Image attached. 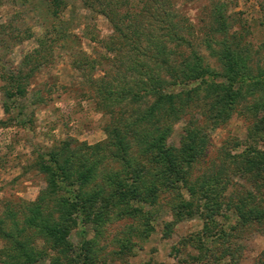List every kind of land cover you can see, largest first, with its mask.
Returning a JSON list of instances; mask_svg holds the SVG:
<instances>
[{"label": "rangeland", "instance_id": "rangeland-1", "mask_svg": "<svg viewBox=\"0 0 264 264\" xmlns=\"http://www.w3.org/2000/svg\"><path fill=\"white\" fill-rule=\"evenodd\" d=\"M171 1L175 20L186 23L177 27L178 32L193 35L196 45L205 35L206 24L200 19L213 4L225 3L226 13L236 19L237 29L242 27L246 41L252 36L257 47L263 45L259 59L264 67V0ZM91 5L94 10L82 0H0V264H70L73 254L56 250L55 238H48L43 230L49 224L67 222L61 196L47 198L49 178L57 170L53 161L72 160V155L77 158L85 146L108 147L119 119L121 125L122 118L130 120L132 111L145 114L153 103L150 97L144 102H152L143 105L128 103L129 96L122 97L120 92L128 87L127 81L130 84L129 73L125 67L119 74L112 61L126 41L102 14L101 1L92 0ZM127 10L135 15L143 10V4L130 0L120 8V14L125 16ZM216 39L221 40V35L216 34ZM205 43L201 51L218 69L217 58ZM109 73L115 81L110 89L114 95L105 87L104 92L99 89ZM123 74L128 78L122 79ZM11 75L24 77L23 95L10 97ZM136 91L139 89L134 87L131 92ZM188 119L189 115L184 116L174 125L168 140L171 145L180 147ZM254 123L255 119L241 109L221 123H205L203 129L209 137L192 178L220 164L222 149L233 152V143L246 140ZM259 146L264 148L262 140ZM75 165L78 168L79 163ZM118 166L113 162L114 170ZM100 182H91L87 190ZM39 200L43 201L41 216L29 222L37 214L32 204ZM159 201L160 205L152 208L156 212L153 234L148 232V220L142 214L133 215L129 208L125 213H111L110 220L102 224L97 220L98 226L95 219L86 225L81 215H74L67 243L78 251L86 241L94 242L96 261L92 264H264V228L252 225L238 229L232 256L223 243L213 242L200 252L192 240L204 228L200 216L181 220L169 205V194L161 195ZM13 229L15 237L5 238ZM165 229H169L167 236Z\"/></svg>", "mask_w": 264, "mask_h": 264}, {"label": "trees", "instance_id": "trees-1", "mask_svg": "<svg viewBox=\"0 0 264 264\" xmlns=\"http://www.w3.org/2000/svg\"><path fill=\"white\" fill-rule=\"evenodd\" d=\"M82 1L94 10L92 0ZM97 1L104 5L101 12L115 33L126 41L112 61L119 74L125 67V73H129L130 84L124 83L128 87L120 92L122 97L129 96L131 104L153 103L145 114L132 111L130 120L122 118L121 125L119 119L112 128L108 147L85 146L83 155L77 158L70 153L72 160L53 161L57 170L49 178L47 198L61 196L67 222L52 223L43 230L48 238H55L56 250L73 254L70 264H92L96 261L94 242L86 241L78 251L67 243L74 215H81L84 224L96 220L98 226L97 220L102 224L110 220L111 213H125L132 208L133 215L142 214L148 220V232L153 234L156 212L152 208L160 205L161 195L169 194V205L177 218L200 216L204 222L201 233L192 239L200 252L213 242L223 243L232 256L237 248L234 240L238 229L252 225L264 228V148L259 146V140L264 142V67L259 59L263 45L257 47L252 36L246 41L242 27L237 29L236 19L226 13L222 2L213 4L200 19L206 24L205 35L196 45L193 35L186 37L178 32L177 27L186 23L175 20L171 0H140L143 10L135 15L127 10L125 16L120 14V8L130 0ZM186 28L191 29L190 25ZM216 34L222 39H216ZM204 42L217 58L218 69L206 61L201 51ZM126 74L122 79L128 78ZM9 79L10 97L23 95L24 77L11 75ZM100 83V92L105 87L109 95H114L110 89L115 81L110 73ZM134 87L139 91L131 92ZM147 97L151 100L144 102ZM237 109L255 119L250 135L246 140L235 141L233 152L222 149L221 163L193 179V170L209 137L203 126L221 123ZM188 115L180 147L171 145L168 140L174 125ZM113 162L119 165L117 171ZM99 179L100 183L87 190L91 182ZM57 187L61 190H55ZM42 202L32 204L37 214L29 222L41 216ZM16 231L6 232L4 237L14 238ZM168 231L164 230L166 236Z\"/></svg>", "mask_w": 264, "mask_h": 264}]
</instances>
